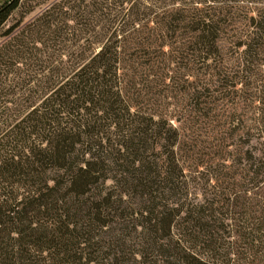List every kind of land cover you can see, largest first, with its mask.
Returning <instances> with one entry per match:
<instances>
[{
    "label": "trees",
    "instance_id": "1",
    "mask_svg": "<svg viewBox=\"0 0 264 264\" xmlns=\"http://www.w3.org/2000/svg\"><path fill=\"white\" fill-rule=\"evenodd\" d=\"M161 1L57 0L2 33L0 264H264V0ZM150 86L219 92L215 177Z\"/></svg>",
    "mask_w": 264,
    "mask_h": 264
},
{
    "label": "rangeland",
    "instance_id": "2",
    "mask_svg": "<svg viewBox=\"0 0 264 264\" xmlns=\"http://www.w3.org/2000/svg\"><path fill=\"white\" fill-rule=\"evenodd\" d=\"M12 0H0V7L5 3L11 2ZM57 0H44L43 4L37 6L36 0H21L22 8L19 11H16L12 14L9 21L6 23L5 27L0 31V42L2 41V33L11 25L18 21H23L24 23L34 19L40 12L48 6V4L53 3ZM171 5L169 0H164L157 2L155 6L157 8H164ZM33 6L34 10L25 17L22 16V12L28 7ZM23 17V18H22ZM181 73H183L181 71ZM174 74V73H173ZM172 74V76H173ZM151 87V86H150ZM218 87V86H216ZM215 87V88H216ZM219 90V87L217 88ZM148 99L155 100L162 107L168 106V109H174L179 112L184 109H188L189 119H187L188 126L185 128L184 136L188 143L194 146L196 145L195 151L199 153L201 159L206 162L202 168L199 169L202 175L196 174L198 177L208 179L210 177H215L216 173L215 166L219 161V157L216 154V151L219 150V92L215 93V101L207 106H202L204 109L192 110L193 105L187 102H181V93L174 99H167L163 97V92L160 87H151L146 90ZM169 96V95H168ZM176 96V95H175ZM174 96V97H175ZM160 106V107H161ZM210 166V167H209ZM217 167V166H216ZM212 170H209V169ZM214 179V178H212ZM211 179L209 183L205 182L204 179H199L197 182L199 186H196L199 189V195L208 196L211 193V187L214 186L215 182ZM205 182V183H204ZM207 192V193H205Z\"/></svg>",
    "mask_w": 264,
    "mask_h": 264
}]
</instances>
